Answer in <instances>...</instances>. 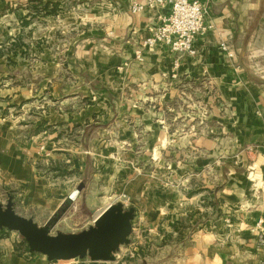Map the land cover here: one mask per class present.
Wrapping results in <instances>:
<instances>
[{"label": "crops", "instance_id": "0c3cea01", "mask_svg": "<svg viewBox=\"0 0 264 264\" xmlns=\"http://www.w3.org/2000/svg\"><path fill=\"white\" fill-rule=\"evenodd\" d=\"M88 1H92L88 13L72 23L74 38L66 48L60 46L77 81L58 90L55 98L70 101H56L62 107L49 108L40 119L55 129L48 139L59 144V128L69 126L79 143L70 146L71 155L70 149L54 148L55 142L47 141L49 160L72 162L61 171L77 173L89 163L101 162L108 185L114 187L119 179L125 187L134 184L135 188L124 189L132 197L137 187L135 171L151 159L162 169L164 161L157 159L169 156L171 177L187 171L190 195L170 186L164 192L168 201L158 197L156 203L172 211L187 206L209 219L208 229L194 234V243L188 246L187 264H264V244L259 242L264 228V0H201L211 28L197 37L193 55L172 53L163 43L153 49L143 44L148 28L160 25L167 8L149 7L146 0ZM133 3L144 5L143 9L132 12ZM221 40L232 45L233 59L219 48ZM138 51L142 60L136 59ZM15 126L7 119L0 122V183L18 190L21 207L47 216L44 223H48L56 211L76 199L77 191L72 189L79 181L74 185L72 179L40 176L32 164L38 136L21 142ZM60 149L72 161L56 152ZM132 151L139 155V167L125 162ZM229 152L234 158H227ZM76 153L83 158H74ZM181 155L188 157L183 167L176 160ZM212 168L219 170L220 182L190 181L195 173ZM145 182L137 188L140 205L145 202L142 194L152 193L151 183ZM212 187L218 204L197 192ZM86 262L48 260L25 246L17 249L12 236L0 239V264Z\"/></svg>", "mask_w": 264, "mask_h": 264}, {"label": "rangeland", "instance_id": "374dc122", "mask_svg": "<svg viewBox=\"0 0 264 264\" xmlns=\"http://www.w3.org/2000/svg\"><path fill=\"white\" fill-rule=\"evenodd\" d=\"M43 1H59L60 6L57 12L47 14L46 10L41 9L40 4L28 5V0H0V122L7 119L15 124L16 136L21 142L38 136L35 139L36 158L33 159L34 163L32 164L40 172V176L44 175L46 178L54 180L57 178L58 181L72 179V181H69L72 184L75 185L79 181L78 186L81 183L84 185L80 191L77 189V185L74 186L72 191H77V193L75 192V195L77 194L76 199L73 198L50 218L49 233H69L84 230L93 224L94 216L99 214L98 211L103 210L107 205L121 202L125 209L134 208L129 244L120 246L113 261L93 262L86 257L83 258L87 261L86 263L187 264L189 259L188 246L194 243L192 241L194 234H197L200 230H205L209 226L207 224L209 219L202 212L198 214L199 210L195 212L194 209L191 210L187 206H182L181 211L178 209L172 211L169 206L160 205L159 202L156 203L158 197H160L158 199L160 201H168L164 192L170 191V186L178 187V190L184 196L188 197L190 195V192H187L189 191L187 188V171L179 172L177 176L171 177L170 169L167 168L166 164L171 157L163 155L157 159L156 162L158 160L164 161L163 166H161L162 169H158L154 165L155 161L147 155V159H151L148 161L147 166L140 172L135 171L137 187L132 192V197H128L124 189H133L135 188L133 187L134 184L131 186V182L128 187H125L122 184V179H119L114 187L108 185L106 174L101 175L100 170L103 167L101 165H105L101 162L97 166L94 165L95 167L92 163H89L83 172L77 173L78 171L75 170L61 171L62 168L72 162L63 163L60 160V162L49 160L51 151L46 148L47 141H54V148L60 147L63 149H70L71 145L79 143L78 139H74V127L70 128L69 126L59 128L58 136H62L59 144H57V140L48 139V133L55 129L40 119L48 115L49 108L58 110L59 106L62 107L56 101L62 98L70 101L68 97H62L59 100L55 98L60 95L57 93L58 90L60 91L65 86H73L77 81L76 75L67 68L69 65L66 64L67 61L60 52V46L66 48L69 39L74 38L77 32L72 23L80 19L83 14L88 13L92 1ZM14 41H17V43L12 46L11 44ZM60 67V71L57 72L56 70ZM55 72L57 74H54ZM38 121L41 124L36 125ZM56 152L65 153L67 160L72 161L71 157L68 156L69 153L71 155L73 153L71 149L69 153L62 149ZM131 153L130 156L125 157V162L139 167V155L134 154L133 151ZM140 155L143 156V154ZM74 158H79L77 153ZM81 158L83 156L79 159ZM187 158L182 155L176 158L180 167H183L182 164ZM227 158H234V156L229 152ZM218 165L220 164H215V166ZM225 165H229V163L225 162ZM208 168L209 165L206 166V169ZM218 171L212 168L210 172L195 173L190 181L193 180L194 183L202 184V180L209 179V181L216 184L220 182ZM146 180L147 183L148 181L151 183L148 191L152 193H148V195L143 193L141 197L145 202L140 205L138 203L140 191L138 192L137 188L143 183L146 184ZM210 190L213 191L214 187ZM211 191L197 190V192L202 193L201 195L208 197V201L218 204L213 197L215 190L214 192ZM162 192L164 196H161ZM8 196L12 197L13 207L17 214L32 218L39 226L47 224L44 223L47 216L43 217L37 211L21 207V197L18 190L10 189L0 183V204L5 205ZM85 198L89 199L88 202H84ZM130 198H134L137 202H133ZM195 214L199 216H195L196 220H193ZM210 222H213L212 217ZM10 236L15 239L17 249H21L22 246L27 248L24 239L17 232L4 229L0 231V239L9 238ZM72 259L79 260L80 258Z\"/></svg>", "mask_w": 264, "mask_h": 264}, {"label": "water", "instance_id": "95a60500", "mask_svg": "<svg viewBox=\"0 0 264 264\" xmlns=\"http://www.w3.org/2000/svg\"><path fill=\"white\" fill-rule=\"evenodd\" d=\"M83 183L78 186L80 191ZM134 208L121 202L108 205L93 219V224L79 232L49 233V222L39 226L32 218L17 214L12 197L0 204V229L17 232L30 252L48 260L89 258L93 262L113 261L121 245L129 244Z\"/></svg>", "mask_w": 264, "mask_h": 264}, {"label": "built area", "instance_id": "2783aa9c", "mask_svg": "<svg viewBox=\"0 0 264 264\" xmlns=\"http://www.w3.org/2000/svg\"><path fill=\"white\" fill-rule=\"evenodd\" d=\"M145 5L168 9V14L163 17L160 25L148 28L149 35L143 40L148 49L163 43L175 54L196 53L195 40L211 28L210 24H206V7L201 0H146ZM143 6L140 3H133L130 10L141 11ZM218 46L227 57L233 59L236 56L228 42L221 40ZM136 59L142 60L140 51L137 52ZM258 224L262 225V220H259ZM259 242L264 244L263 227L260 228Z\"/></svg>", "mask_w": 264, "mask_h": 264}, {"label": "trees", "instance_id": "16d2710c", "mask_svg": "<svg viewBox=\"0 0 264 264\" xmlns=\"http://www.w3.org/2000/svg\"><path fill=\"white\" fill-rule=\"evenodd\" d=\"M35 3L40 4L42 6L41 9L46 10L47 14L56 13L58 7L60 6L59 1H46V2H44L43 0H28V5L29 4H35ZM35 8H36V6H35ZM28 12H30V11L28 10ZM17 41L12 42V46H15Z\"/></svg>", "mask_w": 264, "mask_h": 264}]
</instances>
